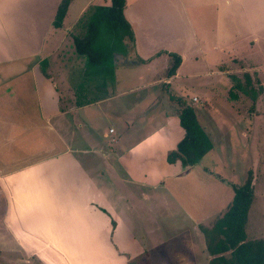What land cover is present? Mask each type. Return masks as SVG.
<instances>
[{
	"label": "crops",
	"instance_id": "crops-1",
	"mask_svg": "<svg viewBox=\"0 0 264 264\" xmlns=\"http://www.w3.org/2000/svg\"><path fill=\"white\" fill-rule=\"evenodd\" d=\"M60 1L0 0V229L6 227L29 264H140V258L150 264L163 257L168 242L187 251L185 243L203 236L202 228H211L226 212L233 186L243 184L250 171L251 166L241 175L228 168L213 138L218 142L223 133L218 130L236 124L238 135L250 139L241 106L236 113L244 124L230 114L233 101L245 96L234 93L241 85L230 74L264 71V56L253 57L264 54V22L241 18L239 28H220L223 13L202 7L212 0H194L191 11L182 0H162L163 15L157 9L152 15L158 0H125L131 36L111 37L108 56L90 68L75 48L70 57L61 56L68 35L71 40L78 35L72 24L84 11L65 22L67 7L62 26L55 27ZM104 1L94 4L110 3ZM221 2L230 4H215ZM215 50L241 63H212L207 56ZM173 55L179 62L170 74ZM200 75L214 77V88L225 91L213 93L208 85L201 98H192L202 107L203 121L197 120L212 147L193 164L170 162L167 153L184 135L171 96L176 94H170L169 112L162 109L164 123L155 127L158 114L145 118L147 108L139 101L122 112L119 103L126 95L140 100L153 90L158 100L172 80ZM112 115L124 120L126 130L142 118L136 125L151 132L119 148L115 119L99 130ZM259 135L256 129L252 142L259 155L251 165L262 158ZM253 178L252 172V188Z\"/></svg>",
	"mask_w": 264,
	"mask_h": 264
},
{
	"label": "rangeland",
	"instance_id": "rangeland-1",
	"mask_svg": "<svg viewBox=\"0 0 264 264\" xmlns=\"http://www.w3.org/2000/svg\"><path fill=\"white\" fill-rule=\"evenodd\" d=\"M8 4H13V0H6ZM40 1V0H39ZM48 1V0H46ZM103 1V0H101ZM186 3L189 10H192L193 2L194 0H182ZM196 1V0H195ZM198 2H201L204 4L205 0H197ZM215 1L220 2V0H212L211 5L202 6L205 8V10H215L216 14L223 13V17H219V26L220 28H224L225 26H228V29L231 30V28L235 25L236 28H239L242 24L240 22L241 18H248L250 21H256V22H264V0H230L229 5H224L223 2L221 4H215ZM180 2V0H179ZM43 3H45V0H43ZM94 3H100L98 0H71L68 6V13L65 19V22H68L69 19L72 17L75 18V15L83 10L84 13L82 14V17L80 20L72 24L73 28V34H83L85 32L86 23L88 21V16L92 11V7L96 4ZM105 4L109 3V0H105ZM158 6L154 8L152 11V15H156V9L159 13V15H163V7L161 6L163 4L162 0H158ZM87 4H91L89 7ZM109 39L111 40V36L107 35L105 30H101L99 37L97 38L96 43L102 42L105 43V41ZM263 43V41H262ZM256 52V51H255ZM254 52V53H255ZM74 53V47L73 42L71 40V36L68 35L67 39L63 42V48L61 52V56L64 58L70 57ZM236 56V55H235ZM264 54H254V59L261 60ZM231 57L230 52L223 53L221 50H215L214 53L208 54L207 58L209 60H212V63L218 64L221 61L225 64H229L230 67H234V63L239 64L241 63L240 59H237V57L234 59H229ZM215 61V62H213ZM234 62V63H232ZM120 72V70H119ZM262 76V79L264 80V71H259V73L256 72V67L252 70H247L242 74H230V80L232 78L237 79V82H240V87L238 90H234V93H239V90H241L245 96H238L236 100H234L231 104V116L234 118L235 121L240 122V124H244L241 120V117H237L236 109L237 105H240L241 108H239L238 112L241 111L242 116H245L244 122H248L249 125L248 130L246 131V134L248 137H250L249 140L242 139L241 136L237 133V126L236 124L233 126V128H229L227 126L225 129H219L218 133L222 134L218 135L219 140L218 142H215L216 137L213 138L214 140V148L219 147L221 154L225 160V164L228 168H234V171L237 173L245 172L250 166L251 173H254V187L252 188V195L253 200L251 201V204L249 206L248 210V221H246L245 225V233L247 236V239L253 240L256 239V237L260 236L261 232H264V84H261L260 76ZM239 75V76H238ZM238 76V77H237ZM214 77H203V75L197 76L196 78H193L190 76L188 77H181L176 80H172L170 85V89L168 88L165 90L164 93H162L163 96H160L158 100L154 98V94L157 92L156 90L150 91V94L147 93L142 95L140 97V100L137 99V97H133V95H126L123 100L119 103L121 106V109L119 112L126 111L128 107L136 105L135 101H139L140 106L144 109L147 108V112H145L144 117L151 119L153 115L156 113L157 121L153 123V127L162 125L165 120L163 119V111L162 109L169 112V105H171V102L169 101L170 94H176L171 95L173 98H181L186 103H190L191 106L194 108L197 114V118L199 119V122L201 123L203 121V118L201 117L200 110L202 107L199 102L194 101L192 98L194 95H196L198 98H201L202 95L207 91L208 85L212 88L214 91L213 93H225V91L220 92L217 91V88H214ZM101 82H99L100 84ZM209 83V84H208ZM207 86V88H206ZM152 87L147 88L148 90H151ZM225 87H220V90L224 89ZM208 91L209 93L212 92ZM166 96V97H165ZM130 99V102L125 99ZM82 99V98H81ZM115 101V100H114ZM154 102V103H153ZM250 102H252L250 104ZM153 105L149 109V105ZM251 108V109H250ZM199 110V111H198ZM171 111V109H170ZM253 111V112H251ZM172 112V111H171ZM217 115V114H216ZM143 117V116H141ZM217 118L219 116H216ZM250 118V119H249ZM115 119L114 126L118 127L120 129V140H118V144H116L119 148H127L133 146V144H136L138 140H140L143 137H146L150 132L151 129L149 127H142L138 128L140 123L136 125V123L140 120H137L135 122L129 123V128L127 130L123 126V123L125 124L124 120L120 121L115 116H111L110 119H104L101 124L99 130L108 129L110 126L109 120ZM205 119V118H204ZM219 119V118H218ZM146 120V119H145ZM251 122V123H250ZM157 123V124H156ZM116 124V125H115ZM150 122L147 123L149 125ZM220 125V124H219ZM223 125V124H222ZM255 125V126H254ZM245 127V125H243ZM256 129H260V135H259V149L262 154V158L259 159L256 163H253L251 165V159L254 160L258 157L259 154L256 155V142H252V137L255 135ZM228 132L230 134V138L228 135ZM250 133V134H249ZM229 150V152L227 151ZM214 150V149H213ZM227 151V152H226ZM252 152V153H251ZM253 153L255 156H253ZM203 157V156H202ZM231 162V165L228 164V162ZM221 163V162H219ZM233 166V167H231ZM220 173L227 177L228 179H232V175L229 174L227 170H220ZM244 175V174H243ZM163 218H165L169 223L171 221V218L168 216L167 213L163 212ZM4 222V221H3ZM2 228L0 229V264H29L26 258V252H24L22 249H20L14 241V237L11 236V234L8 232L6 227H4L3 224H1ZM212 228V227H211ZM209 228L210 230H212ZM214 232L203 234V236H197L195 238L194 242L190 244H186L188 250L187 251H179L175 250L174 243L168 242L165 244V252L163 253V257L157 258V260H154L150 264H217V262L220 260V256H223L225 258H229V253L224 252L223 254H213L208 251L207 246L211 243L212 240H216L218 237L212 236ZM205 235V236H204ZM183 237H181L182 240ZM205 245V250H203L202 246ZM50 255V253H49ZM33 261V260H32ZM210 261V262H209ZM34 262V261H33ZM138 262L140 264H143V262H146L143 258L138 259Z\"/></svg>",
	"mask_w": 264,
	"mask_h": 264
},
{
	"label": "trees",
	"instance_id": "trees-1",
	"mask_svg": "<svg viewBox=\"0 0 264 264\" xmlns=\"http://www.w3.org/2000/svg\"><path fill=\"white\" fill-rule=\"evenodd\" d=\"M69 0H61L53 25L62 26ZM125 0H110L108 5H95L88 16L85 32L73 35L72 41L75 51L84 55L90 68L101 64L110 52L109 39L105 43L95 44L101 30L119 41L125 35L131 36L130 25L124 17L123 8ZM170 74L174 72L179 58L175 55ZM176 103V112L179 125L183 128L184 135L177 142L176 147L167 153V160L174 162L181 160L184 164H193L211 149L212 145L208 135L199 124L194 108L181 98H173ZM252 173L248 171L243 184L234 187V195L229 206L220 218L209 228H202V232H214L212 236L218 237L208 244L207 249L213 254L229 253V258L220 256L217 264H264V236L256 239H247L245 225L247 212L252 201ZM210 262V261H209Z\"/></svg>",
	"mask_w": 264,
	"mask_h": 264
}]
</instances>
